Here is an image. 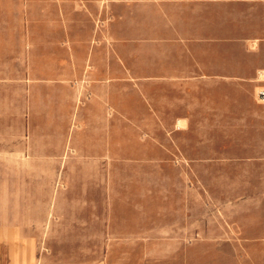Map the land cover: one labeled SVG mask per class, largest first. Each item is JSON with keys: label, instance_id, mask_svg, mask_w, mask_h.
Instances as JSON below:
<instances>
[{"label": "rangeland", "instance_id": "rangeland-1", "mask_svg": "<svg viewBox=\"0 0 264 264\" xmlns=\"http://www.w3.org/2000/svg\"><path fill=\"white\" fill-rule=\"evenodd\" d=\"M143 3L0 0V152L38 199L101 196L108 264H264L263 84L139 78L158 70Z\"/></svg>", "mask_w": 264, "mask_h": 264}, {"label": "crops", "instance_id": "crops-1", "mask_svg": "<svg viewBox=\"0 0 264 264\" xmlns=\"http://www.w3.org/2000/svg\"><path fill=\"white\" fill-rule=\"evenodd\" d=\"M142 1L143 14L157 22L144 24L150 33L144 37L158 45L157 54L143 52L158 60L142 64L157 63L158 70L139 78L175 80L193 89L187 93L182 87V95L200 97L213 94L216 82L259 83V99L264 0ZM198 104L199 110H210L208 99ZM257 104L264 111V102ZM260 161L263 169L264 152ZM0 170L6 176L0 179V264H108L100 246L88 242L110 238L106 225L111 216L104 215L101 196L96 199L83 185H65L53 186L50 198L38 199L35 186L23 184L22 156L16 151L0 152Z\"/></svg>", "mask_w": 264, "mask_h": 264}, {"label": "built area", "instance_id": "built-area-1", "mask_svg": "<svg viewBox=\"0 0 264 264\" xmlns=\"http://www.w3.org/2000/svg\"><path fill=\"white\" fill-rule=\"evenodd\" d=\"M263 83H264V80H263ZM258 96H259L260 100L262 102H264V89H262V90L259 91Z\"/></svg>", "mask_w": 264, "mask_h": 264}]
</instances>
